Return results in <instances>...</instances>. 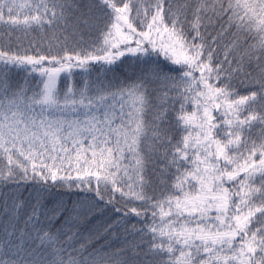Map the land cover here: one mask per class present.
<instances>
[{"label": "snow or ice", "instance_id": "6c2138e0", "mask_svg": "<svg viewBox=\"0 0 264 264\" xmlns=\"http://www.w3.org/2000/svg\"><path fill=\"white\" fill-rule=\"evenodd\" d=\"M0 264H264V0H0Z\"/></svg>", "mask_w": 264, "mask_h": 264}]
</instances>
